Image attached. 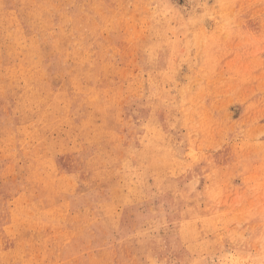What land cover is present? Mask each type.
Masks as SVG:
<instances>
[{
	"label": "rangeland",
	"instance_id": "rangeland-1",
	"mask_svg": "<svg viewBox=\"0 0 264 264\" xmlns=\"http://www.w3.org/2000/svg\"><path fill=\"white\" fill-rule=\"evenodd\" d=\"M0 264H264V0H0Z\"/></svg>",
	"mask_w": 264,
	"mask_h": 264
}]
</instances>
